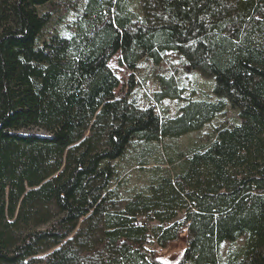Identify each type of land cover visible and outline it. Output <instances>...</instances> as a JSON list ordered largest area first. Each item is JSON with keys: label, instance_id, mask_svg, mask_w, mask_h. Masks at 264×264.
<instances>
[{"label": "trees", "instance_id": "1", "mask_svg": "<svg viewBox=\"0 0 264 264\" xmlns=\"http://www.w3.org/2000/svg\"><path fill=\"white\" fill-rule=\"evenodd\" d=\"M54 1L0 0V201L33 152L68 148L72 131L86 123L110 128L108 147L92 152L86 144L74 158L56 186L63 215L51 229L20 241L0 227V264H19L39 244L67 240L92 213L99 264H168L146 249L148 239L166 250L184 234L187 249L171 264H219L220 246L244 237L242 254L227 264H264V0H142V17L130 11L129 0H90L72 37L44 39L59 13L79 12ZM119 53L133 73L124 96L109 67ZM167 53L183 58L187 71L215 78L217 101L188 102L167 121L153 107L140 108L134 74L146 59L162 64ZM158 83L157 103L184 100L174 77ZM229 108L240 124L218 130L185 171L163 177L147 194L122 197L113 163L134 141L199 132ZM32 129L46 136L20 134ZM85 182L104 194L95 205L77 197ZM145 216L157 226L138 227Z\"/></svg>", "mask_w": 264, "mask_h": 264}, {"label": "rangeland", "instance_id": "2", "mask_svg": "<svg viewBox=\"0 0 264 264\" xmlns=\"http://www.w3.org/2000/svg\"><path fill=\"white\" fill-rule=\"evenodd\" d=\"M90 0H55V4L63 3L79 7V12L71 10L69 15L62 18L59 13L45 30L44 39L52 35L70 38L78 31L79 21ZM130 11L140 17L143 16L142 0H129ZM49 11L48 6L39 9L43 14ZM122 54H117L109 67L121 81L117 90L118 96L128 92L129 81L133 73L121 66ZM158 77H174L178 86L184 91V100H165L157 103L155 95L160 92ZM137 88L132 92L140 108H155L163 121L176 119L181 109L188 102L217 101L214 95L215 78H206L200 72H189L183 58L175 53H167L162 64L156 65L146 59L139 64L134 74ZM238 111L229 110L219 114L203 130L193 132L181 138L164 139L156 143H146L136 140L128 149L126 155L114 162L120 177V193L126 200L137 194H147L152 185L157 184L165 176L174 177L181 174L188 167L189 158L196 152L207 150L216 140V133L223 128H233L240 124ZM109 127L93 128L91 123L75 129L71 133V145L68 148L46 147L33 152L18 180L9 188L0 201V227L9 230L21 241L31 231H46L63 215L55 200L56 186L72 167L74 158L90 144L92 152L108 147ZM26 136H46L39 129L20 132ZM171 161L174 164H171ZM104 194L98 190L94 182H85L78 193L79 199H89L94 205ZM184 215H181V218ZM9 219L14 222L9 223ZM157 226V223L155 227ZM100 235L99 223L96 215L78 222L75 232L65 241H47L39 244L19 264H99L96 254ZM247 238L236 243L226 242L219 249V264H227L233 257L242 254ZM148 251L157 253L158 258L171 264L180 260L187 249V234L181 240L162 250L154 243L149 245Z\"/></svg>", "mask_w": 264, "mask_h": 264}, {"label": "built area", "instance_id": "3", "mask_svg": "<svg viewBox=\"0 0 264 264\" xmlns=\"http://www.w3.org/2000/svg\"><path fill=\"white\" fill-rule=\"evenodd\" d=\"M155 225H156V223L151 221V217L150 216L142 217L137 222V226L141 227V228L147 227L149 229H152V228L155 227ZM154 242H155V240H152V239L149 238L148 239V245L146 246V249L149 250L148 249L149 245H151Z\"/></svg>", "mask_w": 264, "mask_h": 264}]
</instances>
